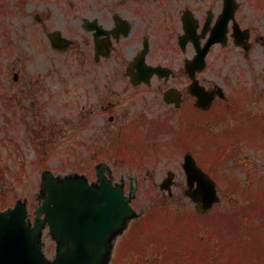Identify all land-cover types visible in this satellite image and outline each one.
I'll use <instances>...</instances> for the list:
<instances>
[{
	"label": "rangeland",
	"instance_id": "obj_1",
	"mask_svg": "<svg viewBox=\"0 0 264 264\" xmlns=\"http://www.w3.org/2000/svg\"><path fill=\"white\" fill-rule=\"evenodd\" d=\"M127 2L0 0V208L27 199L34 220L35 207L41 204L44 170L58 175L84 174L94 181L97 165L106 162V173L115 182L125 183L127 191L132 181L138 183L132 203L136 218L117 238L111 259V264H133L143 251L140 245L151 238L156 216L138 241L128 244L126 236L137 221L151 219L163 207L195 222L209 219L197 216L192 201L184 195L182 162L185 152L191 151L219 182L221 201L211 215L241 207L239 203L245 207L246 217L240 211L223 218L228 220L221 224L224 238L212 239L219 243V255L224 259L236 250L233 264H264V48L255 47L250 54L235 47L215 50L211 73L217 74L219 66L228 64L230 70L223 74L235 91L234 96L229 92L231 104L218 115H205L203 121L190 117V110L182 125L183 110L165 103L164 85L158 79L151 88L134 87L124 75L136 53L131 46L135 36L118 42L101 63L94 60L85 20L98 18L110 24L113 12L124 9ZM241 2L242 14L251 16L247 20L256 30L262 28L261 12L250 0ZM131 21L140 30L148 23L144 19L140 24L137 17ZM53 31L73 43L63 51L54 48L48 36ZM149 61L164 62L157 47ZM182 65L181 55L176 66ZM182 83L177 84L185 88ZM190 128H203V141L201 136L195 139ZM182 137L188 148L180 143ZM219 154L220 161H213ZM171 169L177 173L173 195L162 196L159 183ZM254 211L258 212L255 217L247 219ZM161 218L165 224L175 220ZM213 230V224H204L198 234L209 236ZM167 232L158 237L167 238ZM137 233L138 228L133 227L128 235ZM180 245L165 263L188 261L176 253L183 255L182 247L189 244ZM42 248L48 258L54 257L56 242L48 228ZM123 252L127 256L121 260ZM144 261L158 264L152 257Z\"/></svg>",
	"mask_w": 264,
	"mask_h": 264
},
{
	"label": "water",
	"instance_id": "obj_2",
	"mask_svg": "<svg viewBox=\"0 0 264 264\" xmlns=\"http://www.w3.org/2000/svg\"><path fill=\"white\" fill-rule=\"evenodd\" d=\"M50 37L57 46L59 33H52ZM62 41L65 46L70 43ZM208 45L199 53L202 67ZM145 73L143 78L148 79L152 70L145 68ZM131 75L133 80L139 81ZM170 94L171 91L166 93L167 101L172 100ZM183 166L190 187L186 194L196 202L197 211H207L220 199L215 181L197 165L191 154L185 156ZM97 175L99 183H91L80 174L57 176L50 170L44 171L40 193L43 202L36 210L33 225L27 222L26 200L17 201L13 208L0 209V264H109L116 237L135 216L131 205L135 194L133 188L131 194L126 195L123 184H114L103 167ZM174 175L169 171L161 187L168 188ZM195 182H198L196 188ZM47 225L57 242L53 260L46 258L41 246L42 232Z\"/></svg>",
	"mask_w": 264,
	"mask_h": 264
},
{
	"label": "flooded vegetation",
	"instance_id": "obj_3",
	"mask_svg": "<svg viewBox=\"0 0 264 264\" xmlns=\"http://www.w3.org/2000/svg\"><path fill=\"white\" fill-rule=\"evenodd\" d=\"M128 1L127 3H123L127 5L124 9L114 11L110 24L98 18L90 20L97 26L111 31L109 36L98 35L96 25H91L92 49L94 50L96 47V42L102 43L107 37L111 39L112 47H114L118 42L127 39L129 36H135V41L131 46L136 48V53L128 62V66L132 65L135 71L139 73L140 70L135 62L136 55L143 48L148 47V59H150L153 48L157 47L160 55L164 58V62L149 61L148 64L163 65L167 69L152 74L150 82H142L139 85H134V87L144 86L151 88L154 79H158L164 85V98L166 91L170 89L179 90L181 92L180 104L173 103L170 106L179 111L183 110L180 114L183 122H187L188 118L185 116H188V111L190 110V117H198L199 121H203L205 115L211 113L218 115L219 112L226 111L231 101L228 97L229 86H226V78L223 72L228 67V64L225 66L223 63L219 66L217 74L211 73V70L214 71V69L210 66L211 58L209 57L215 50L225 51L230 47H239L246 54H250L255 47L264 48V25L262 28L256 30L253 24L247 20L251 16L245 17L242 14L243 3L241 0H236L234 15L231 17L230 14L229 22L224 25V41H218L211 45L207 57V67L204 70H200L197 67L199 65L195 64V66L190 67V63L197 51L202 49L207 40L212 38V35L217 32L216 25L225 10V0ZM250 1L252 7L261 12V15L264 17V0ZM133 17L139 18L140 24L144 23V19L148 23L140 30L135 22L131 21ZM244 21L246 24H244ZM125 27L128 28L126 35L123 33L126 31ZM115 31L118 32V35L114 34ZM150 31L153 32L150 33ZM222 31L223 25L218 28V33L221 35ZM241 32L246 33L243 35L244 39H242ZM237 42L245 44L246 49L238 45ZM182 53H187V55H183ZM181 55L183 65L181 68H178L176 65L179 63ZM102 59L104 60V58ZM189 68H192L193 71H189ZM227 70H230V68H227ZM190 74H194L198 87L206 89L203 97L198 98L196 95H193L190 88L192 82ZM126 78L130 79L127 76ZM178 82H183L182 84L185 88H181L180 85L178 86ZM197 86L195 88L199 89ZM210 98L212 99L211 104L208 103L211 100Z\"/></svg>",
	"mask_w": 264,
	"mask_h": 264
},
{
	"label": "trees",
	"instance_id": "obj_4",
	"mask_svg": "<svg viewBox=\"0 0 264 264\" xmlns=\"http://www.w3.org/2000/svg\"><path fill=\"white\" fill-rule=\"evenodd\" d=\"M257 211H254L251 215V217H255V214H257ZM226 222L225 220L221 219V215H213L212 216V222L211 224L216 227L215 230L211 231L209 238L206 239L205 237H199L197 236L195 239H191L190 246L188 248L182 247L183 249V255H180L179 253H176L177 256H181L183 258H187L185 264H198V260L202 254L205 255L206 264H233V260L237 255L236 250L229 251V254L222 259L223 254L219 255V249H217V245H212L209 241H212V239L216 236L223 237V232L221 228V224ZM224 238V237H223ZM189 242V241H188ZM162 246H167L163 244ZM225 250V249H224ZM175 252V247L168 246L162 251V256L164 261L161 264H167L165 262H168L171 258L173 253ZM180 261V260H179Z\"/></svg>",
	"mask_w": 264,
	"mask_h": 264
}]
</instances>
